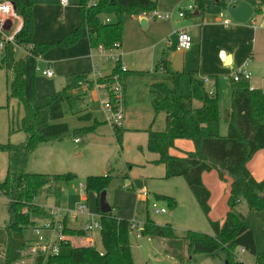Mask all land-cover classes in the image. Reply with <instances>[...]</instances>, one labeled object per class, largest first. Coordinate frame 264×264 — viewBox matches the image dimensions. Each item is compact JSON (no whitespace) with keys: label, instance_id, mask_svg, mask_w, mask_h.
Returning <instances> with one entry per match:
<instances>
[{"label":"trees","instance_id":"obj_1","mask_svg":"<svg viewBox=\"0 0 264 264\" xmlns=\"http://www.w3.org/2000/svg\"><path fill=\"white\" fill-rule=\"evenodd\" d=\"M22 16L23 24L16 36L20 44L32 43L31 54L17 58L16 50L7 46L0 52V69L11 70L14 78L7 85V104L15 99L20 112L8 115V133H25L20 143H0V152L7 155L5 177L0 180V193L5 196L7 224L0 228V264H134L131 258L130 231L132 221L120 218L112 211L99 213L101 223L100 240L102 249L93 245H75L68 239L60 245L55 255L31 256L28 249L31 241L25 238L24 230L47 216L43 206L35 204L34 197L44 189L55 186V194L60 196V185L75 177L71 172L38 173L26 169L29 156L40 144L53 142L65 136H79L88 128L70 130L65 122H55L63 117V104L78 114L82 96L75 92L81 83L87 87L92 82L86 73H70L65 76V85L58 91L37 96L35 89L36 58L54 47H70L81 38H87L91 48L99 45L105 48H120L123 32V16L152 11L157 7L156 0H96L88 3L79 0V24L59 40L49 43L33 42L34 0H10ZM208 0H193L199 14L205 12ZM223 9L225 0H216ZM237 4L248 2L254 13H260L264 0H233ZM112 15L109 22L104 17ZM148 71L122 72L119 62H115L110 74L98 82L109 81L113 76L120 78L125 92V79L129 74L144 75ZM154 81L149 85L150 105L155 114H165L166 127L163 131L147 129V149L155 153L153 162L162 163L164 178L183 177L202 212H210V192L203 184L202 174L213 169L220 179L225 174L231 177L227 199L228 211L222 222L210 220L212 233L207 234L187 230L178 237L171 224H155L147 219L140 228L143 236L160 237L166 240V253L180 264H199L194 253L224 254V264H243L237 255V248L255 256L254 264H264V253H258L253 231L245 224V217L238 205L244 201L250 210L264 211V178L256 180L246 164L259 149L264 150V92L251 88L249 79H230V106L220 113L218 93L208 94L206 87L195 71L174 70L168 58L162 55L152 72ZM81 98V99H80ZM89 119L88 114L79 116ZM221 119L226 123V133L220 134ZM118 143H121L123 127L112 125ZM77 138V137H75ZM189 139L194 150L182 157L169 154L176 139ZM111 176L90 175L86 177V190L96 194L97 205L100 193L106 190ZM175 206L171 196L159 195ZM65 234L85 236L82 229L66 228ZM185 251V253H184ZM31 261H30V260Z\"/></svg>","mask_w":264,"mask_h":264},{"label":"rangeland","instance_id":"obj_2","mask_svg":"<svg viewBox=\"0 0 264 264\" xmlns=\"http://www.w3.org/2000/svg\"><path fill=\"white\" fill-rule=\"evenodd\" d=\"M78 1L68 0V5L73 7ZM87 1L93 3L96 0ZM34 2L41 3L40 0H34ZM45 2L51 5L52 14L48 16L46 29L39 30V34L44 38H49L57 31L58 23H62L61 9L56 8V6L62 5L59 0H45ZM108 17L111 19L112 15H108ZM230 19L233 20L231 17ZM162 24L165 23L156 19L155 24L147 28L135 15H124L121 47L111 52L120 55V61L131 68L132 71H153L156 60L163 51L180 64L186 53L182 56V53L176 50L177 42L166 36ZM52 49L45 52L46 55H41L39 64L42 68L46 66L47 61L53 62L54 57L58 56ZM190 53L192 61L197 62L199 60V48L193 44V41ZM16 57H23V52L21 50L16 51ZM95 64H97L98 72L102 76H106L110 74L115 60L110 57L100 58L95 55L94 64L90 72L87 73L89 78H93ZM13 78L14 74L11 70L0 69V143L11 142L17 144L24 141L26 137L23 131L8 133L9 113L16 112L17 109L20 112L21 109L15 99L10 100L9 110L3 107L7 104V85ZM89 81L91 82V80ZM153 81L154 79L149 72L144 75L131 73L126 77L123 120L121 122L124 130L121 143L117 142L112 125L107 120L106 108L101 101L102 92L95 81L90 89L81 85L80 89L85 94V103L80 98V105L76 109L80 112L78 114L73 113L68 104L64 103L62 107L64 115L55 122L67 123L70 130L81 128H88V130L79 136H65L57 141L40 144L29 156L26 169L38 173L71 172L75 175L68 182L61 183V192L58 198L55 194L54 185L49 189H44L34 197L35 204L39 206L56 205L58 203L63 212H69L71 215L68 214L67 216L68 226L66 228L73 229H79L75 227L83 226L90 220L91 215L97 216L98 213L96 194L91 190L87 191L85 188L86 177L109 174L111 178L105 194L107 202L112 206L114 214L134 222L135 227L130 231L133 263L180 264L175 258L166 253L164 239L143 236L140 234V228L149 219L158 225L171 224L174 234L178 237L183 236L187 230L212 233L210 220L220 221L228 211L227 199L231 177L225 174L223 179H220L218 171L215 169L205 172V175L217 177L222 185L221 191H214L213 202L215 203L208 216L200 209L183 177L164 178L163 164L153 162L157 155L147 149L146 130L150 128L153 131H163L166 127L165 114L162 112L155 114L150 105L149 85ZM64 85L65 76L58 72H55L51 78H46L40 72H35V89L36 94L39 96L56 92ZM217 88L220 113L223 114L224 110L229 108L231 98L230 80L226 75L219 76ZM78 95L79 97L82 96L81 94ZM85 111H90L92 114L91 119L79 118ZM221 123H224L222 119ZM75 137H79L81 141L75 142ZM190 150H194L193 142L181 138L170 148L169 154L182 157ZM260 153H262L264 159V150L259 149L249 159L248 163L259 161ZM260 164L261 161L258 162V168ZM6 167L7 155L0 152V180L5 177ZM255 176L256 179H261V175L256 174ZM80 184L84 186L83 191L80 189ZM124 185H130L131 189L123 188ZM138 190L147 191L149 194L148 200L145 195L138 193ZM225 192L227 193L226 197ZM159 195L172 196L178 200V203L172 206L169 204L168 199ZM5 202V196L0 194V228L8 222ZM81 202H88L87 209L85 213L79 214V219H74L73 212L77 210V206ZM154 202L158 207L164 208L165 213H154L151 208V204ZM238 209L245 217V224L253 231L257 252L264 253V211L250 210L244 201L238 205ZM40 222L42 221L39 220L35 224ZM41 233L44 236L48 235L45 230H42ZM24 236L28 240L37 237L33 228L25 229ZM66 237L75 245L88 242L85 241V237L82 238V236L75 234H66ZM91 238L92 245L101 250L100 231H93ZM236 252L239 260L244 264H254L255 256L253 254L248 251ZM192 256L195 262L199 264H224V254L220 251L216 254L199 252L194 253ZM21 264L29 263L26 260Z\"/></svg>","mask_w":264,"mask_h":264},{"label":"crops","instance_id":"obj_3","mask_svg":"<svg viewBox=\"0 0 264 264\" xmlns=\"http://www.w3.org/2000/svg\"><path fill=\"white\" fill-rule=\"evenodd\" d=\"M19 1L24 2L25 0H19ZM40 1H41L40 4L34 2L33 5V19L35 26L32 37L33 42L36 43L55 42L59 40L63 35H65L67 32L74 30L76 26L79 24V17H78L79 10L77 3L73 7H70L68 4L67 6H56L57 9L58 8L61 9L62 16L60 17L62 23L57 22L59 27L57 31L53 33L52 36H49V38L42 37L39 34V30L46 29L47 19L48 16L52 14V10H51V5H48L45 2V0H40ZM156 1H157V7H156L157 10L163 12L171 11L174 13L173 18L170 20L157 19L160 20V22L165 23L162 25L165 28L164 32L166 36L171 40L177 42L178 31L181 29H185L190 34L193 44H195L199 48V60L197 62L192 61V56L190 57L191 47L187 50L176 49L178 52L182 53V56L186 53L180 64H178L172 56H167L166 52L163 51L160 57L162 55H165L166 58L169 59L170 64L174 70L195 71L197 73L198 78H202L204 76L208 77L210 79V83L206 86V88H212L214 93L215 92L218 93L217 87H218L220 75L224 74L230 80L232 76L231 73H234L238 69H244L250 73V79H249L250 86L252 88H259L264 92V5L261 6L260 13L253 12L252 17L246 23H236L235 21L230 19L229 14L223 8L219 14H209L205 11L203 14L198 13L197 15H194L193 13L196 12L195 9L191 12L187 10L188 5L191 4L194 5L193 0H156ZM225 1L227 3V6L238 5L233 0H225ZM179 10H185L183 17L177 16L176 13ZM136 17L141 22L142 20H144V25H143L144 27L148 28L155 24L156 19L152 17L151 11L142 13ZM224 20H228L229 23L225 25L223 23ZM52 51L57 53L58 56L54 57L53 62L47 61L46 66L48 65V63H50L54 73L58 72L59 74L64 76L70 73H81V72L87 74L88 72H90L91 67L94 64L95 55L92 54V48L90 47L87 38H81L77 43L67 48L54 47ZM44 55L46 54H43V56ZM39 56L41 57V55ZM127 69L132 70L129 67H127ZM148 72L151 74V76H153L152 74L153 71L151 72L148 71ZM80 87L81 86H79V88L75 92L77 94L82 95L83 103H85V94L84 91L80 89ZM102 100L103 99H101V101ZM83 114H88L89 119H91L92 114L90 113V111H85ZM219 132L222 135L226 133L225 122L220 124ZM77 138L79 139L78 142H80L81 141L80 138L79 137ZM177 140L178 139H176L175 142ZM259 157H260L259 161H261L259 168H258L259 161H255V163L247 162L246 164L248 170L251 172V174H253V177H255V179H256L255 176L256 174L261 175V179L264 175V159L262 153L259 154ZM261 179L257 178L256 180H261ZM202 181L210 192L208 203L211 210V208L215 203L213 202L214 191L217 192L218 190L221 191L222 185L220 181L217 179V177H214V175H205V172L202 174ZM148 195L149 194L147 193L146 195L147 200H148ZM226 195L227 193L225 192V197ZM175 200L176 203H178L177 202L178 200L177 199ZM96 203H97V198H96ZM117 216L120 218L123 217L120 215ZM223 219L220 220L219 222H222ZM83 226H79L75 228L82 229ZM83 237H85L84 238L85 241L88 242L86 243L81 242L80 245H92L91 237H86V235ZM165 246L167 248V244H165Z\"/></svg>","mask_w":264,"mask_h":264},{"label":"built area","instance_id":"obj_4","mask_svg":"<svg viewBox=\"0 0 264 264\" xmlns=\"http://www.w3.org/2000/svg\"><path fill=\"white\" fill-rule=\"evenodd\" d=\"M62 6L68 4V0H59ZM94 3V2H93ZM195 6L193 4L188 5L187 10L193 11ZM185 10L177 11V16L183 17ZM151 15L155 19L160 20H170L173 18L174 13L171 11H159L154 9L151 11ZM103 22H109V17H104ZM223 23L227 25L228 20H224ZM23 24L22 16L16 11V7L10 0H0V52L4 50L7 46H12L16 51L21 50L23 52V57L31 54L33 49L32 43L20 44L16 41V36L20 32ZM192 45V39L187 30L181 29L177 33V50H187ZM114 49H119L115 47L105 48L102 45H99L95 48H92V54L103 57H110L114 59L115 62H119L120 69L122 72L127 71V66L120 61V55L114 54L111 51ZM96 53V54H95ZM91 54V55H92ZM93 56V55H92ZM40 56L36 58V64L34 67L35 72H40L46 78H51L54 76V71L50 63L47 66L42 68L39 64ZM93 78H89L93 83L95 81L96 85L101 89L102 92V103L106 108L107 120L110 121L111 125L120 126L123 120V107H124V91L121 84L120 78L116 75L113 76L109 81L98 82L99 79L103 78L98 70L97 64L94 65ZM250 79V73L244 69H238L233 73L231 79L234 81L239 78ZM204 86L206 87L210 83V79L206 76L200 78ZM87 87L86 83H81ZM80 85V86H81ZM252 88V87H251ZM208 94L212 95L214 93L212 88H206ZM79 139L75 138V142H78ZM124 188H130V185H124ZM81 191L84 190L83 184H80ZM138 193L147 195L146 191L138 190ZM1 194V193H0ZM47 212V216L41 219L40 223L35 224L33 229L36 233V238L31 241L30 247L28 249L31 256L42 255L44 257L48 255H55L59 252L60 245L67 240L65 229L68 226L67 216L69 212H63L59 205H47L43 206ZM151 208L156 214L165 213V209L158 207L156 202L151 204ZM87 209V202H81L77 206V210L73 212V218L79 219V214L85 213ZM71 215V214H69ZM42 223V224H41ZM134 222L132 221L131 229H133ZM42 230L48 232V235H42ZM82 230L86 233L87 237H91L93 231L101 230V223L99 219V213L97 216L91 215L90 220L87 221ZM238 252H244L243 247L237 248ZM23 263V262H22ZM244 264V263H243Z\"/></svg>","mask_w":264,"mask_h":264},{"label":"water","instance_id":"obj_5","mask_svg":"<svg viewBox=\"0 0 264 264\" xmlns=\"http://www.w3.org/2000/svg\"><path fill=\"white\" fill-rule=\"evenodd\" d=\"M224 9L236 23H246L250 20L253 14V8L246 1H242L238 5L226 6ZM221 10L222 7L217 4L216 0H208L206 2L205 11L207 13L219 14ZM193 14L197 15L198 12L196 11ZM142 24L144 25V20H142ZM105 194L106 190H103L99 196L98 209L101 213L111 211V206L107 202Z\"/></svg>","mask_w":264,"mask_h":264}]
</instances>
